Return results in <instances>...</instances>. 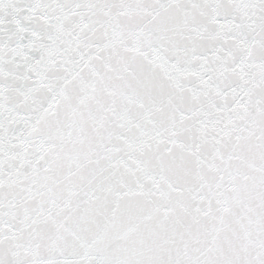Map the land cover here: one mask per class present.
<instances>
[{
  "label": "snow or ice",
  "instance_id": "6c2138e0",
  "mask_svg": "<svg viewBox=\"0 0 264 264\" xmlns=\"http://www.w3.org/2000/svg\"><path fill=\"white\" fill-rule=\"evenodd\" d=\"M0 264H264V0H0Z\"/></svg>",
  "mask_w": 264,
  "mask_h": 264
}]
</instances>
